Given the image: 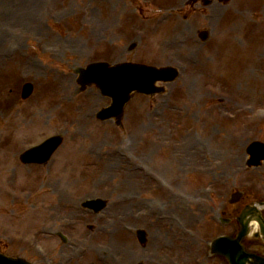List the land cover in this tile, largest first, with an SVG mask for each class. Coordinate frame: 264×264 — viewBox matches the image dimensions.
Masks as SVG:
<instances>
[{"label": "rangeland", "instance_id": "rangeland-1", "mask_svg": "<svg viewBox=\"0 0 264 264\" xmlns=\"http://www.w3.org/2000/svg\"><path fill=\"white\" fill-rule=\"evenodd\" d=\"M61 1L50 0L38 9L45 30L26 26L32 36L22 44V52L20 48L10 53L0 49V182L9 178L3 176L12 161L13 134L19 131L15 138L28 137L31 143L59 132L64 125L68 128L52 163L35 167L38 172L48 170L44 177L35 183L32 170L31 176L22 179L30 174L25 169L13 182L20 184L18 192L32 189L29 201L9 200L0 206V212H4L3 207L31 212L29 226L24 229L33 230L36 241L32 245L29 239L5 242L2 235L10 236L11 225L17 236L23 235L24 229L20 228L23 223L11 221L3 213L0 252L34 264H228L210 255L208 242L233 232L236 225L221 224L216 214L228 207L239 212L255 198L264 199L260 192L264 188V162L248 166L246 148L252 138L264 137V122L247 120L243 112L247 103L264 106V51L257 52L264 46L250 48L247 42L244 46V40L254 37L249 33L236 37L230 29L223 34L229 23L221 20L232 15L235 23L243 21L246 25L242 28L252 32L254 25L249 23V14L245 20L243 11L249 8L251 17H263L264 6L261 12L257 0H214L206 7L199 1L176 7L181 1L172 0L171 7H164L158 0H64L65 8ZM64 9L67 17L63 22L52 19L53 13L61 16ZM0 22L11 30L23 26L21 22ZM163 26L173 30L170 38L163 35ZM182 28L183 36L179 35ZM205 29L211 33L202 41L199 33ZM135 43L137 48L130 50ZM256 43L264 44V36H256L251 44ZM6 45L14 44L8 41ZM50 45L73 46L75 56L72 52L48 56L44 49ZM153 48L157 52L166 49L163 53L174 50L179 62L188 66L187 71L167 85L166 93L158 95L161 102L143 99L144 103L136 97L125 110L123 125L100 122L95 113L86 129L85 116L92 104L99 100L107 105L110 100L96 86L80 89L74 68L87 67L99 58L122 62L126 58L150 61L153 57L162 62L161 57L149 53ZM88 53L91 58H84ZM31 59L36 64H30ZM25 81L34 84L27 99L21 95ZM218 83L222 87L219 92L211 88ZM184 100L189 102L185 116L180 114ZM229 113L237 114V119H230ZM246 126L245 134L234 135L237 128ZM94 132L90 140L114 136L124 143L125 150H135L141 157L133 158L130 152L123 157L116 151L91 150L85 135ZM155 139L169 140L170 148L157 151L161 149ZM83 144L85 153L78 152ZM153 160L161 168L151 163ZM147 163L151 169L144 176L142 168ZM112 189L117 191L113 195L109 192ZM238 189L245 192L246 199L231 205L229 197ZM87 197H103L107 207L100 213L79 207L76 201ZM49 229L67 232L70 242H62L56 233L50 235ZM138 229L146 231L145 245L138 239ZM248 243L250 249L264 253L260 239ZM46 257H50L48 262Z\"/></svg>", "mask_w": 264, "mask_h": 264}, {"label": "bare ground", "instance_id": "bare-ground-1", "mask_svg": "<svg viewBox=\"0 0 264 264\" xmlns=\"http://www.w3.org/2000/svg\"><path fill=\"white\" fill-rule=\"evenodd\" d=\"M26 1H29V0H8V1L0 0V21L7 22V23H13L16 20H17L16 22H21L22 20L29 19L32 21V25L37 26L36 24H34L37 20L36 16L34 15V11L37 10L38 7H41L44 4V0H35L32 6H27V7L22 6L23 4H25ZM258 2L264 5V0H258ZM120 8H123V7L120 6ZM118 11L123 12L122 9H118ZM248 14L250 18L251 12L249 8L243 11V15L245 17V20L247 21H248ZM165 16L166 15H164V17ZM221 22L229 23L228 29H225L223 31V34L229 33L230 29H231L230 32L233 33L236 37H243V36H246L247 33H250V32H246L245 29L242 28L241 25H246V23L244 24L243 21H240V24H239V22L235 23L233 19L230 22H227L226 20L222 19ZM3 26L4 25L1 24L0 22V49L2 48H6V50L10 49L6 45L8 41H12L16 43L17 44L16 48L19 49L21 45L24 43L23 37L15 38L10 35L8 36L7 34L3 32L2 30ZM35 30H37V27ZM184 33H185V29L181 31L180 35L183 36ZM20 50L22 51L21 48ZM30 64H36V62L35 61L33 62L31 59ZM112 166H115V165H112Z\"/></svg>", "mask_w": 264, "mask_h": 264}, {"label": "water", "instance_id": "water-1", "mask_svg": "<svg viewBox=\"0 0 264 264\" xmlns=\"http://www.w3.org/2000/svg\"><path fill=\"white\" fill-rule=\"evenodd\" d=\"M130 73H133V70H130ZM244 232H246L245 230H244ZM224 245H220V249H222V247H223ZM240 253V256H239V258L238 259H232V263L233 264H245V262H246V254L244 253V251H243V253L245 254H243L241 251L239 252ZM5 262H10V261H5ZM257 264H261V262H259V263H257Z\"/></svg>", "mask_w": 264, "mask_h": 264}]
</instances>
